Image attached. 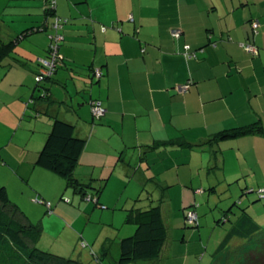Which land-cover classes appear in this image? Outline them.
Returning a JSON list of instances; mask_svg holds the SVG:
<instances>
[{
    "label": "crops",
    "instance_id": "crops-1",
    "mask_svg": "<svg viewBox=\"0 0 264 264\" xmlns=\"http://www.w3.org/2000/svg\"><path fill=\"white\" fill-rule=\"evenodd\" d=\"M250 2L56 0V14L68 21L61 28L64 39L59 47L64 64L49 80L53 98L61 102L51 105L48 112L74 122L77 133L85 138L75 176L81 182L89 179L92 185L107 178L99 201L109 175L120 163L119 181L130 187L122 208L117 209L120 218L132 206L160 205L166 232L168 228L174 232L166 234L170 240L160 249L159 264L204 262V237L200 231L184 229V210L198 203L211 186L221 181L227 189L233 183L247 189L264 182V177L249 175L250 170L264 167L263 134L185 147L254 122L264 128V1L263 6L247 8ZM43 6L44 0H0V38L8 41L27 26L40 23ZM254 19L259 23L255 33L246 24ZM171 29L182 33L172 37ZM49 33V27L30 33L0 65V127L4 129L0 184L23 213L16 212L17 218L30 222L33 212L28 209L27 215L22 208L38 205L33 198L55 201L52 210L62 215L76 210L78 198L63 178L35 164L50 118H24L23 100L34 85L37 59L46 55ZM23 42L28 44L20 48ZM246 43L254 44L257 52L246 50ZM185 46L194 57L184 56ZM90 67L100 68L102 76L91 78ZM187 83L184 92L177 91L176 86ZM90 97L98 99L104 109L95 121L87 103ZM178 142L186 145L178 146ZM231 152L239 167L229 174ZM13 189L19 197H11ZM65 195L71 196L73 206L57 201ZM118 200L112 205L114 210ZM44 218L59 221V217ZM125 223L112 221L115 232L108 234L113 240L133 233L134 224L124 219ZM46 227L43 223L42 230ZM120 228L124 231L119 232Z\"/></svg>",
    "mask_w": 264,
    "mask_h": 264
},
{
    "label": "trees",
    "instance_id": "trees-1",
    "mask_svg": "<svg viewBox=\"0 0 264 264\" xmlns=\"http://www.w3.org/2000/svg\"><path fill=\"white\" fill-rule=\"evenodd\" d=\"M42 15L43 18L40 23L27 26L16 33L8 41H3L0 38V65L2 60L10 54L21 39L34 31H43L48 27L51 29L46 55L37 59V70L32 76L34 85L31 89V93L23 100L26 112L24 118L26 120L29 119V117H34V115H45L51 120L50 128L42 141L43 145H41L37 152L35 164L63 178L66 182V186L72 188L82 199H88V201L91 200L94 205L102 206L98 197L107 178H101L96 185H92V181H90V187L94 188L92 193H90L87 190L86 184L79 181L75 176V170L79 164L80 155L85 146V138L77 133V126L74 122L48 112V108L51 105L61 102L53 98L51 88L49 87V80H51V76L58 66L64 64L59 47L64 39L63 34L61 33V28L67 23L68 19L56 14V0H44ZM181 33L182 31L180 30V34ZM57 35L61 36V39H59L58 43L55 45V55L58 56L56 58L55 66L48 75L38 79L37 77L41 75L42 68H46L42 61L49 60L51 54H53V39ZM188 48L187 51H184V56L186 58L194 57V53L188 51ZM186 52L188 53L187 55ZM89 70H91L89 73L91 78L95 80L99 79L103 74L100 68L90 67ZM95 70H100L101 74L99 77L95 75ZM185 85L189 86V83ZM98 101V99L91 97L87 101L93 121L98 120L103 115H96L93 113L92 108ZM99 103L101 106L100 101ZM254 133L264 135V128L258 122L239 128L236 127L222 130L215 133L202 143H188V146L185 147L193 148L197 145H209L212 142L216 143L219 140L231 139L245 134ZM184 144V142L177 143L178 146ZM215 189L216 186H211L209 188L211 191H215ZM146 190L147 189L143 187V191ZM252 191H255L258 199L264 200V186L259 187L257 190H254L253 188L245 189L243 186L240 187L241 196ZM246 198L248 199V197ZM37 199L44 202L49 212H53L50 201L42 199L41 197H37ZM61 199H63V196H61ZM65 200L71 203L70 198L67 197ZM47 202H49V205H47ZM192 205L191 208L190 204L184 210L185 227H197L199 225V216L194 209L196 204L194 203ZM118 208L122 207L119 206ZM247 210L248 209L246 208H240V212L234 219H230L228 214H222L223 221L225 220L231 223L224 237L212 254L213 260L215 256L219 255L221 251L226 249V246L232 237L250 239L256 233L262 231L260 224ZM191 211L195 212L196 218L189 223L187 221V214ZM16 212L23 214L16 204L11 202L5 186L0 184V264H87L39 248L37 244L40 243L39 239L42 234L41 225L34 224L28 220L22 221L18 219ZM125 221L134 224L135 228L132 234L118 239L117 245L119 253L114 262L116 264H129L138 261H146L148 264H159L160 249L167 238L160 205L157 202H153L147 207L132 206L129 209H126ZM220 221L221 220L218 218L217 223H220ZM79 235L82 237L81 234ZM262 243H264V240L260 241L256 248L257 250L261 249ZM81 245L85 247L87 246V243L82 241ZM244 246H246L244 249L245 259L241 264H264V256L260 254V251L254 250L253 247L250 246V243ZM108 252L107 248H103L101 255H106Z\"/></svg>",
    "mask_w": 264,
    "mask_h": 264
},
{
    "label": "rangeland",
    "instance_id": "rangeland-1",
    "mask_svg": "<svg viewBox=\"0 0 264 264\" xmlns=\"http://www.w3.org/2000/svg\"><path fill=\"white\" fill-rule=\"evenodd\" d=\"M263 1L264 0H251L250 5H246V7L248 8V6H251V4H253L255 8H257L258 6H263L261 5L263 4ZM132 4L134 6H137L136 1H133ZM246 24H248L247 26H250V22L248 21L247 23V20H246ZM258 31H260V29ZM250 43H246V44H250ZM27 44L28 43L23 42L20 45V48L22 46H27ZM255 45L258 46L256 43ZM3 131L4 129L1 130L0 127V135L1 133H3ZM233 154L234 152H231L232 155L231 164L233 168L227 170L229 174H232V172L236 170V167H239V165L236 166V160L234 159ZM250 161L251 162L254 161L255 166L253 165V167L257 166V160L253 159ZM120 166H121L120 163H117L115 165V171L111 172V174L109 175L106 187L102 191L103 196H102V200H100L102 206L94 205L93 201L91 200L88 201V199H83L82 201L79 200L78 198H80V195L77 193L78 195L75 194L78 196V198L76 199L77 204L74 203L76 210L73 212L64 211L66 214L63 212V215H65L68 218H65L62 214H60V212H56V211H53L52 213L49 212L51 213L49 214L44 202L37 198H33V199H35L36 201L35 203L39 202L38 205L29 204L27 205L28 208L27 207L22 208L24 212H27V215L30 214L28 209L31 212H33L32 223L41 225L43 219L44 221L43 223L45 224V227L47 226L44 231L43 230L41 231L43 233L40 236L39 239L40 243L37 244V246L43 250H47L50 252H54L52 250H49L48 247L50 246L53 247V249L55 248L61 249L62 251H64L63 252L64 254H60L59 252H54V253L58 255H62L64 257L78 260L82 263L116 264L114 261L118 257L119 250L115 243H117L118 240H113V238L110 237L108 233L115 232L113 230L112 221L115 222V225H123V226L128 225V223L122 224V222L125 219V212L122 213L123 215H121L120 218V214L118 213L119 210L118 207L123 203L126 193L130 191V187L125 188V186L119 181ZM221 171L222 170L219 169L220 174ZM249 175L250 177H256V176L259 178L264 177V167L261 166L256 167L255 172H252L250 170ZM89 182H90L89 179H87L85 180L84 183L86 184L88 191H93L94 188L90 187ZM134 182L135 179H133L129 185L133 186ZM263 186H264V182H260V184L254 185L253 189L257 190L259 187H263ZM69 191L70 194L72 195V189H70ZM12 193L13 194H11L12 195L11 197L13 196H14L13 198L19 197V195L17 194V192H15L14 189L12 190ZM115 193L117 194L114 195ZM117 195L122 196L120 198L121 200H118L119 197L117 198ZM203 196L204 197L201 200L197 198L199 201L197 200L198 203H196V206L194 207L197 215L199 216L198 219L199 225L197 227H184V229L188 231L197 230L196 234L200 231L199 234L201 235V237H204L205 249H202L201 253L205 255V258L202 264H209L210 262L212 264H241V262L245 259L244 249L246 248V246L244 245L250 243V246H252L254 250H257L256 248L259 245L260 241L264 240V200L258 199L255 191H252L250 193H245L244 195L241 196L240 188H238V185L236 183L230 184L227 189V186L223 185L221 181L216 183L215 191H211L208 189V191L207 190L205 191ZM67 197L71 198V196L65 195L63 196V199L59 198L57 201L60 202V204L73 206V202L69 204L70 202H67L65 200V198ZM208 197L209 200L207 201ZM246 197H248L249 200ZM116 199L118 200L119 204L116 205L117 206L116 210H114V206L112 205L113 203L115 204L117 202ZM51 202L53 205L52 209H54L53 203H55V201H51ZM173 202L177 203V200L174 198ZM41 203L44 204V206ZM192 206L193 205H191L190 208ZM240 208L248 209L247 211L260 224L262 231L256 233L250 239H241L237 237L232 238L231 241H229L228 243V248L221 251V253L215 256L213 260L212 254L214 253L218 244L224 237L231 223L229 221H225V220L223 221L222 214L224 215L228 214L230 216V219H234L235 216L238 215V213L240 212ZM45 216L59 217V221H55V222L49 221L47 218L46 219L44 218ZM218 218L221 220L220 223H217ZM134 228L135 227H133V231ZM118 231L123 232L124 228L123 229L120 228ZM171 231L174 232V228L173 230L168 228L167 232H171ZM80 233L82 235L81 238L79 236ZM107 237H109L110 239H108ZM121 237L122 236H120V238ZM195 238L197 239L198 236L196 235ZM209 238H210L209 246H207V242ZM169 240L170 239L168 236L166 242H168ZM82 241L83 242L85 241V243H87V246L85 247L82 246L81 245ZM103 248H107V251H109L108 253H106V255H101ZM233 248L235 251H232ZM257 251H260V254L264 256V243L261 244V249ZM197 257L201 258L202 256L198 255ZM129 264H148V262L138 261Z\"/></svg>",
    "mask_w": 264,
    "mask_h": 264
},
{
    "label": "built area",
    "instance_id": "built-area-1",
    "mask_svg": "<svg viewBox=\"0 0 264 264\" xmlns=\"http://www.w3.org/2000/svg\"><path fill=\"white\" fill-rule=\"evenodd\" d=\"M250 24H251V27H252L254 33H255L257 31V27L259 25L258 21L257 20H252ZM171 34L173 35V37H178L180 35V30L179 29H172L171 30ZM59 39H61V36H59V35L54 37V39H53V48H54V50L52 52L53 54H51V56H50L51 58L49 60H43L42 61L46 68H42L41 75H39L37 77L38 79L43 78V76L48 75L53 70V68L55 66V63H56V58L58 57V56L55 55V50H56V46L55 45L58 43ZM185 47L188 48V46H185ZM245 49L248 50L251 53H256L257 52V48L253 44H245ZM187 54L188 53L186 52V55ZM94 73H95V75L97 77H99L100 74H101L100 70H95ZM187 86L188 85H185V84L183 85L182 84V85L176 86V89H177L178 92H184L186 90ZM92 109H93V113L96 114V115H101L104 112V109L100 106L99 101L95 103V105L93 106ZM262 191H263V189H262ZM47 205H49V202H47ZM195 218H196L195 212L191 211V212H189L187 214V221L189 223L194 221Z\"/></svg>",
    "mask_w": 264,
    "mask_h": 264
}]
</instances>
